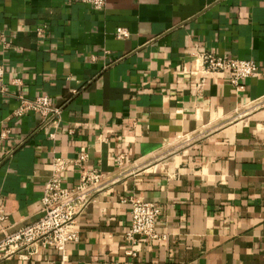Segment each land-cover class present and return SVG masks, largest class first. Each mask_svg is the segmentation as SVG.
Segmentation results:
<instances>
[{
    "label": "crops",
    "instance_id": "crops-1",
    "mask_svg": "<svg viewBox=\"0 0 264 264\" xmlns=\"http://www.w3.org/2000/svg\"><path fill=\"white\" fill-rule=\"evenodd\" d=\"M201 52L258 70L238 89ZM0 59V241L41 217L55 157L87 153L104 174L66 259L0 264H264V0H0ZM20 94L49 95L60 119L16 117ZM79 176L71 165L66 184ZM132 196L162 208L165 239L127 235Z\"/></svg>",
    "mask_w": 264,
    "mask_h": 264
},
{
    "label": "built area",
    "instance_id": "built-area-1",
    "mask_svg": "<svg viewBox=\"0 0 264 264\" xmlns=\"http://www.w3.org/2000/svg\"><path fill=\"white\" fill-rule=\"evenodd\" d=\"M72 1V0H70ZM82 4L90 5L94 10H103L106 0H76ZM43 29H39L42 33ZM131 35L129 29L118 27L116 36L127 39ZM5 46H8L5 43ZM204 64V69L211 73L228 72L230 83L238 89H244L243 80L253 76L258 70V64L254 60L228 58L211 52L198 53ZM6 66L0 59V91L6 93L4 85ZM16 82H20L16 79ZM19 105L14 111L16 117H22L27 112L34 113L45 124L53 120H59L62 107L53 103L49 95L43 94L35 98L17 96ZM11 133L10 129H4L0 138L5 140ZM88 158L87 153H82L78 159L72 160L57 156L53 159L51 174L45 184L41 198V217L18 230L11 232L0 241V262L12 257L31 259L38 254L41 248H53L67 257V246L80 239V232L76 228L78 217L85 211L87 205L93 199L92 191L101 187L104 174L98 170H88L84 161ZM122 155L117 160L121 161ZM71 165L79 168V180L74 186L66 184V173ZM131 206L130 224L127 235L132 239L138 236L145 240L165 239V234L157 231L158 218L162 214V208L152 201H147L139 196L124 199ZM8 219L5 210V200L0 196V228Z\"/></svg>",
    "mask_w": 264,
    "mask_h": 264
}]
</instances>
